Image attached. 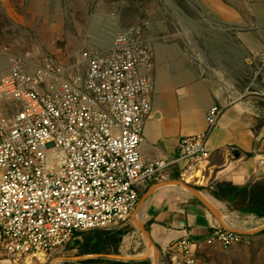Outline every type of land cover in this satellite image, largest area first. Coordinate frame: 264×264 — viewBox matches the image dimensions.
Returning <instances> with one entry per match:
<instances>
[{"label":"built area","instance_id":"1","mask_svg":"<svg viewBox=\"0 0 264 264\" xmlns=\"http://www.w3.org/2000/svg\"><path fill=\"white\" fill-rule=\"evenodd\" d=\"M152 50L137 27L118 34L106 52H82L76 64L13 62L0 81V258L35 264L78 242L81 233L129 223L139 188L168 166L147 163L144 128L156 92ZM223 111L212 107L207 129L184 137L175 162L182 180H203L208 140ZM241 234L216 227L207 244L224 249ZM198 246L171 250L196 264Z\"/></svg>","mask_w":264,"mask_h":264},{"label":"crops","instance_id":"2","mask_svg":"<svg viewBox=\"0 0 264 264\" xmlns=\"http://www.w3.org/2000/svg\"><path fill=\"white\" fill-rule=\"evenodd\" d=\"M215 10L229 19L235 17L228 7ZM228 30H223L232 34L227 52H213L211 56L215 66L212 74L203 69H188L186 58L173 46L158 49L153 114L145 124L142 154L147 163L164 160L168 166L138 190L140 199L132 219L138 213L141 215V227L137 226L142 229V238L135 233L127 235L120 254L112 258L186 264L184 254L170 248L187 240L198 246L196 264H222L221 257L233 255L243 244L229 249L218 243L207 244L216 227L241 234L245 244L264 236V217L230 211L227 204L210 193L217 183L245 186L264 181V88L253 92L250 72L248 76H238L236 66L240 61L246 67L247 56L254 50L264 51V34H247L237 44L235 28ZM237 48L244 57H236ZM260 78L264 83V73ZM214 106L223 114L209 136L210 158L203 180L185 182L181 176L186 162L174 161L179 143L182 138L207 129L206 116ZM180 182L189 184L199 196ZM203 195L213 203L210 205Z\"/></svg>","mask_w":264,"mask_h":264},{"label":"rangeland","instance_id":"3","mask_svg":"<svg viewBox=\"0 0 264 264\" xmlns=\"http://www.w3.org/2000/svg\"><path fill=\"white\" fill-rule=\"evenodd\" d=\"M224 7L235 17L229 19L218 10ZM134 27L152 50L155 69L158 49L173 46L186 58L188 69L212 74L213 52L226 53L231 41V31L228 35L223 30L234 27L237 44L247 34H264V0H0V81L15 60L27 68L42 67L46 60L73 66L82 52H106L118 34ZM236 57H244L238 48ZM247 57L246 67L237 63V75L250 72L254 92L264 88L260 80L264 51L254 50ZM121 227L131 228L128 235L142 238L135 219ZM240 244L241 249L219 261L264 264V236ZM77 248L78 242H74L35 264L80 262L92 257L79 256Z\"/></svg>","mask_w":264,"mask_h":264},{"label":"trees","instance_id":"4","mask_svg":"<svg viewBox=\"0 0 264 264\" xmlns=\"http://www.w3.org/2000/svg\"><path fill=\"white\" fill-rule=\"evenodd\" d=\"M202 190V189H198ZM211 195L228 205L230 211L264 217V181L245 186H235L229 182L217 183L210 189ZM129 227H114L92 230L79 234V256H92L80 262L63 264H151L150 261L124 262L112 258L120 254L123 239L130 233Z\"/></svg>","mask_w":264,"mask_h":264},{"label":"bare ground","instance_id":"5","mask_svg":"<svg viewBox=\"0 0 264 264\" xmlns=\"http://www.w3.org/2000/svg\"><path fill=\"white\" fill-rule=\"evenodd\" d=\"M5 77V76H4ZM188 182H190V181H188ZM203 198L211 205V199H210V197H207V196H205V195H203ZM213 203V202H212ZM135 221H136V224L139 226V227H141V215L138 213V215L136 216V218H135ZM44 259L43 258H41V261H43Z\"/></svg>","mask_w":264,"mask_h":264},{"label":"water","instance_id":"6","mask_svg":"<svg viewBox=\"0 0 264 264\" xmlns=\"http://www.w3.org/2000/svg\"><path fill=\"white\" fill-rule=\"evenodd\" d=\"M179 184H181L183 187H185L188 191H190V192L193 193L194 195L199 196L198 193L196 192V190L193 189L192 187H190L189 184H184L183 182H180ZM145 234H146V236H147V238H148V240H149V243H151L148 234H147L146 232H145ZM87 258H89V257H87Z\"/></svg>","mask_w":264,"mask_h":264}]
</instances>
